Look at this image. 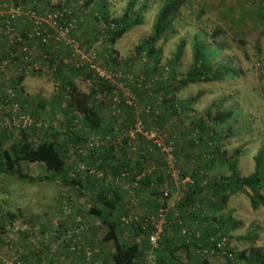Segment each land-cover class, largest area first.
Masks as SVG:
<instances>
[{
	"label": "trees",
	"instance_id": "1",
	"mask_svg": "<svg viewBox=\"0 0 264 264\" xmlns=\"http://www.w3.org/2000/svg\"><path fill=\"white\" fill-rule=\"evenodd\" d=\"M8 1L0 0V3ZM12 2L20 6L24 13L32 11L39 17L63 13L64 19L58 20L57 26H62L64 23L72 24L69 36L77 44H80L77 31L81 26L78 18L80 15L90 16L89 18L96 23L97 28L91 35L94 40L90 39L86 46L88 50L93 46L99 47L94 53L96 55L94 62L97 64L99 56L103 61L102 67L121 72L125 78H131L127 80L128 82L126 81V84L135 95L137 108L139 107L138 99L141 97L143 99L144 108L142 110L138 108V110L147 130L161 133V129L171 121L180 134V139L172 141L180 182L177 183L172 177L163 155L155 148L153 150L162 157L168 177L160 170L150 175L131 167L132 161L127 155L126 147L140 145L147 149V141L139 139L136 144L134 142L130 145L125 137L124 145L116 147L112 135L113 125L119 122V107H123L127 114L130 113V117L131 115L134 117L132 120L129 118V121L127 119L124 121L126 133L136 117L134 109L127 106L124 100H121L118 106L114 104L116 86L98 79L91 71L89 63L76 59L71 47L64 43L49 39V42L45 44L40 37H30L32 23L25 15L16 17L13 21L15 32L10 34L5 23L9 17H3L2 13H0V67L4 62L19 64L18 66L23 67V62L28 61L26 66L30 67L31 72L35 74L38 73V62L42 61L43 66L49 65L61 80L59 95L49 105L53 111L57 107H62L65 121L60 128L54 125H39L35 121L39 110L31 108L32 111L30 112V109L26 116L32 120V124L25 128H13L17 132V138L9 145V149L3 148L4 142L1 141L0 175L13 176L18 181L30 184L60 183L71 187L72 190L75 189L76 198L89 195L94 203V206L89 209V214L92 219L97 220L98 226L106 230L102 245H112L114 249L109 254V264H191L193 255L200 258L202 264H208L203 260L204 251L224 256L226 264H264V250L254 245L251 247L250 254L255 257H250L246 252L234 253L229 241L235 231L236 222L231 215L224 214L235 193L246 195L253 211L264 209V144L254 158L253 173L242 177L239 172L241 149L232 153L228 149L230 140L235 134V129L230 125L233 112L208 110L203 116L190 120L187 112L193 111V105L198 101L190 100L185 105H179L174 97L175 92H180L191 85L241 78L243 76L241 69L234 68L230 63L225 62L215 64L217 57L226 48L223 43L215 44L220 35L216 30L212 31L210 37L211 40L213 39L212 42H207L206 31L202 30L194 35L192 63L184 76H179L178 67L182 64L185 43L179 47L173 60L161 66V51L157 49V45L161 40L167 41L177 35L178 24L186 26L189 17L183 12L190 8L189 0H162L153 24L152 35L136 48L134 55L144 62L146 69L145 84L141 77H136L131 71L122 68L115 50L117 43L128 32L143 24L146 6L141 5L143 7L136 12L135 7L139 0H132L121 18L111 17L108 0H84L83 7L78 10L79 16L71 15L72 9L64 6L44 9L42 4H49L50 0H18V4ZM146 2L148 3V0ZM263 5L264 0H258L257 4L250 6L252 10L247 11L242 8V14L237 23L235 22L237 14L233 10H226V13L220 12V17L227 19L232 16L230 23L237 24L240 30V25L244 22L243 18L254 15L253 26L256 28L262 26L264 29ZM3 11L1 7L0 12ZM204 16L205 14L200 12L195 19L201 21ZM24 22H29L28 30L22 29ZM41 33L43 36L55 34L54 29L48 24H43ZM35 44L38 48L40 47V50L33 49ZM33 52H36V55ZM26 66L21 70V74L26 70ZM22 76L18 78L15 85L18 96L12 98L17 107L18 104L20 105L18 97L22 96L23 91L21 83L24 77ZM82 77L94 79V82L98 84L89 95L81 94L75 85L76 79ZM261 82V89L264 92V77L261 78ZM96 89L105 91L109 95L108 107L104 108L102 104L100 106L95 99L98 94ZM162 95H164L163 98ZM12 99L9 103L13 104ZM29 101V98L22 100L20 108L22 112H27ZM47 103L39 102L42 109ZM148 118L154 119L160 127L156 130L149 126ZM188 120L189 127L184 129V124ZM90 134L96 136L90 138L88 137ZM93 139H99L101 144L90 147L89 143ZM79 150L83 151L82 156L94 160L89 163L94 168L88 166L82 168L94 180L89 184L91 189L89 191L82 185L79 178L74 177L79 175L67 162L69 153H79ZM147 154L142 157L144 160ZM181 163L185 169L179 168ZM26 164H37L46 174L32 177L22 169V166ZM108 179L111 184L106 185L108 183L103 181ZM186 180L189 181L185 182ZM173 191L182 195L175 216L169 205ZM166 192L169 193L168 198L164 196ZM144 197L151 200L153 209L152 213L141 215L137 212V207L141 203L140 199ZM162 208L167 209V217L163 219L159 217V211ZM152 217L154 220L151 219ZM159 226H161V233H159ZM92 230L93 228L91 229L83 222L77 223L74 228L67 229L60 239L66 247V253L60 259L51 255L54 252L52 250H46L48 252L46 262L39 258L32 260L31 257L25 256H19L16 259L24 264H108L93 251L90 256L81 252V249L95 244L96 241L82 244L87 238L85 234ZM183 230L187 231L189 236H183ZM125 231L129 233L130 242H125L122 237ZM254 232L244 237L251 244L254 241L253 236H257V232ZM154 235H158L156 245L151 242V237ZM80 239L81 244H79ZM225 240L224 247L218 248L217 245ZM178 253L185 254L188 259L181 262L178 260ZM79 255L83 256L79 257Z\"/></svg>",
	"mask_w": 264,
	"mask_h": 264
},
{
	"label": "rangeland",
	"instance_id": "2",
	"mask_svg": "<svg viewBox=\"0 0 264 264\" xmlns=\"http://www.w3.org/2000/svg\"><path fill=\"white\" fill-rule=\"evenodd\" d=\"M12 1L16 2V4L19 3H17L18 0H9L8 2ZM131 1L108 0L111 17L121 18L124 16ZM145 1L139 0V3L135 7V11L137 12L138 9L146 6V11L143 14V24L134 27L115 47L119 64L123 66L122 68L131 71L136 77H141L143 81L146 71L144 62L137 59L134 54L138 45L152 35L153 24L162 4V0H148V3H145ZM257 1L189 0L188 7L190 5V8L183 12L189 17L186 26L178 24V34L167 41L161 40L157 45V49L161 51V66H164L168 61L173 60L179 47L185 43L182 64L178 67L179 76H184L189 71L192 63V39L194 35L202 30L206 31L208 33L207 42H212L213 39H210L212 31L216 30L220 33L218 42H215V44L222 45L223 43L226 45V48L217 57L215 64H220L221 62L230 63L232 67L240 68L243 76L238 79H227L223 82L191 85L180 92H175L174 97L176 99L175 102L179 105H185L190 100L198 101L193 105L194 110L187 112L190 120L203 116L208 110L213 112L217 110L233 112L230 125L235 129V134L233 139L230 140L231 144L228 149L231 153L237 149H241L242 156L239 162V172L242 177L253 173L254 158L264 144V92L261 89V78L264 77V29L262 26L254 27L252 20L254 15L250 18L247 15L243 18L244 22L240 25V30H238L237 24L230 23L232 16L226 19L220 17V12L226 13V10H233L237 14L235 16V22L237 23L239 17H241L242 8L250 11L252 10L250 6L257 4ZM83 2L84 0H50L49 4L43 3L42 7L44 9L57 8L59 6L69 7L72 9L71 15L76 14L79 16L78 10L80 7H83ZM200 12L205 14L201 21L195 19ZM89 17L80 15L78 18L81 26L78 28L77 38L80 39V44L83 47H81V50L84 53L86 51V56L87 54L95 53L96 49L99 48L93 46L88 50L86 46L90 39L94 40V37L91 35L94 34L97 28L96 23ZM28 26L29 22L22 23V29L28 30ZM33 46L35 51L40 50V47L38 48L36 44ZM33 54L36 55V52H33ZM38 63L40 67H37L38 73L35 74L32 72L28 73L27 70L21 74V70H23L22 66L14 63L8 64L0 78V148L1 141L4 142L3 148L9 149V145L17 138V132H15L12 126V119L16 116L29 114L31 108L39 110V113L36 114L37 120H35L39 125H54L60 128L64 124L65 118L61 111L62 107H57L53 111L49 105L59 95L61 80L49 65L45 64L43 66L42 61ZM97 65L103 66L102 58L99 56ZM21 76L24 77V81L21 83L23 91L22 96L18 97L20 105L18 104L16 108L14 99L10 97L9 91H12L14 97L18 96L15 91V85ZM75 82L78 91L84 95L91 94L95 86H98L94 82V79L89 80L84 77L76 79ZM96 90L98 94L95 99L100 103L99 105H103L104 108L108 107L110 103L109 95L100 89ZM24 98L30 99L26 113L20 110L22 106L21 102ZM10 99H12L13 104L9 103ZM138 100V108L142 110L144 108L143 99L141 97ZM40 101L48 102L43 109L40 107ZM118 110L120 111L119 122L113 125L114 133L112 136L116 147H122L126 134V127L123 123L126 119L129 121V118L132 120L134 117L132 115L130 117V113L127 114L123 107H119ZM148 119L149 126L156 130L160 127L155 123L154 119ZM185 127H189V120L184 124V129ZM161 130V134L167 140L174 141L181 138L174 127V123H171V121ZM92 136L91 134L88 135L90 138ZM126 148L127 155L132 161V168L150 175L159 170L166 175L168 174L160 154L149 148L148 145V150L144 146L140 147V145ZM146 153L148 154L146 160H144L142 157ZM82 155L80 152H70L67 162L73 167L76 174L79 175V177H74L79 178L82 185L89 191L91 190L89 184L93 183L94 180L82 168L91 167L89 163L94 162V160ZM91 168H94V166ZM179 168H184V165L181 163ZM22 169L32 177L46 174L44 169L37 164H26L22 166ZM103 182L108 183L106 185L111 184L109 179ZM76 193L75 189L72 190L71 187L60 183L30 184L18 181L13 176L0 175L1 264H6L19 256L31 257L32 260L39 258L43 262H46V254L48 253L46 250H52L54 252L51 255L59 257V259L62 258L66 253H64V248L66 249V247L60 239H62L67 229L74 228L79 222H83L88 227L90 226L91 229H95V232L98 231L94 239L96 241L95 244L81 249V252L91 253L93 251L94 254L99 255L101 260L107 261L109 264L108 257L114 249L112 245H102L106 230L98 226L97 220L92 219L89 214V209L94 206V203L91 201L89 195L76 198ZM181 196L179 192H172L169 205L171 211H173V216L177 214V206ZM140 202V205L137 207L139 214L152 213L153 205L149 198L144 197L140 199ZM224 214L231 215L236 222L235 231L229 241L230 248L235 254L246 252L250 257H255V255L250 254L253 245L256 248L264 250V209L253 211L247 196L235 193L232 195ZM18 227L24 231L17 230ZM254 231L257 232V236H253L254 241L251 244L244 237L252 232L255 233ZM122 234L125 242L131 241L127 231ZM224 243H226V240ZM79 244H81V239L79 240ZM82 244H84V241ZM178 254V260L181 262L188 259V256L185 254ZM191 259L193 261L191 264H202V260L194 255ZM203 260L208 262V264H226L224 256L212 253L208 254Z\"/></svg>",
	"mask_w": 264,
	"mask_h": 264
},
{
	"label": "built area",
	"instance_id": "3",
	"mask_svg": "<svg viewBox=\"0 0 264 264\" xmlns=\"http://www.w3.org/2000/svg\"><path fill=\"white\" fill-rule=\"evenodd\" d=\"M1 7H3L4 9L3 12H0L2 13V16L9 17V19H7L5 23H7L6 27L10 34L15 32L13 21L16 19V17L25 15L28 18L29 22L32 23V33L30 37H34V36L40 37L42 39V42L45 44L49 42V39H52L57 43H64V45L71 47L74 57L76 59L79 58L80 61L82 62L86 61L89 63L91 71L95 74V76L98 79H101L104 82L116 86V90H114V98H113L114 104L118 106L121 103V100H124L127 106L134 109L136 115L133 125L125 134L126 139L129 141L128 143L131 145L132 143L135 142L136 144L139 139L147 141L149 148L151 149L155 148L163 155L164 161L166 163V167L171 172L172 177L175 179L177 183L180 182L179 172L178 170H176L177 161L174 155V144L171 140H167L164 137V135H162L161 133L153 130L149 131L146 129L141 118V113L137 108L135 95L132 93L130 87L126 84V81L131 80V78L129 77L125 78L121 72L97 65L94 62L96 59V55L94 53L87 54L86 56V54L81 50L80 44L75 43L73 40H71L69 36L70 29L72 28V24L64 23L62 26H57V21L64 19L63 13H57L55 15H46L45 17H39L37 16L36 13L32 11L24 13L20 6H16L12 2L0 3V8ZM5 8H7V10ZM43 24L50 25V27L54 29L55 34L51 36L50 35L43 36L41 33V28ZM23 63H24L23 66L24 69L28 61H25ZM7 65L8 64L4 62L0 67V76L4 73ZM26 70L28 73L31 72L30 67L26 66ZM9 95L10 97H14L12 91H9ZM15 107L17 108L16 105ZM31 124H32V120L26 115L16 116L12 119V126L17 129L25 128L26 126H30ZM100 144L101 141L99 139H93L90 141L89 146L90 147H93L94 145L99 146ZM79 152L81 154H84L83 151L79 150ZM188 181L189 180H186L185 182ZM164 196L165 198H168L169 193L166 192ZM159 217L161 219L167 217V209L164 208L160 209ZM151 219L154 220L153 217ZM158 229H159V233H161L162 232L161 226H159ZM17 230L24 231L20 227H18ZM182 234L185 237L189 236V233L185 230H183ZM197 237L199 238V235H197ZM151 242L153 245H156L158 243V235H154L153 237H151ZM224 242L225 241L219 243L217 245L218 248H223ZM208 254H210L208 253V251H204L202 253V256L205 258L208 256ZM87 255L90 256L91 253L88 252ZM6 264H24V263H21L20 261H18V259L15 258L12 261L7 262Z\"/></svg>",
	"mask_w": 264,
	"mask_h": 264
},
{
	"label": "crops",
	"instance_id": "4",
	"mask_svg": "<svg viewBox=\"0 0 264 264\" xmlns=\"http://www.w3.org/2000/svg\"><path fill=\"white\" fill-rule=\"evenodd\" d=\"M98 233V231L95 232V229H93L92 231H89L85 234V238H86V241L84 243H93L94 242V239L96 238V234ZM66 252V249L64 250V253ZM83 255H79V257H82ZM80 259H83V258H80ZM84 261V260H83ZM82 263V262H81ZM83 264V263H82Z\"/></svg>",
	"mask_w": 264,
	"mask_h": 264
}]
</instances>
